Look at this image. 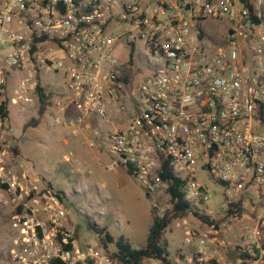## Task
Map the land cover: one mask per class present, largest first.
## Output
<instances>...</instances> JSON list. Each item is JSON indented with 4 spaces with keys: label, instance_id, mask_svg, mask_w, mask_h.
<instances>
[{
    "label": "built area",
    "instance_id": "2783aa9c",
    "mask_svg": "<svg viewBox=\"0 0 264 264\" xmlns=\"http://www.w3.org/2000/svg\"><path fill=\"white\" fill-rule=\"evenodd\" d=\"M10 90L73 133L93 123L152 217L185 203L181 264H264V0H0V102ZM0 184L13 263L109 264L78 247L65 195Z\"/></svg>",
    "mask_w": 264,
    "mask_h": 264
},
{
    "label": "rangeland",
    "instance_id": "374dc122",
    "mask_svg": "<svg viewBox=\"0 0 264 264\" xmlns=\"http://www.w3.org/2000/svg\"><path fill=\"white\" fill-rule=\"evenodd\" d=\"M5 99L7 117L0 118V129L4 130L0 141L8 144L0 169L25 175L37 185L62 190L78 247L98 250L106 255L109 264H121L113 257V243L103 245V236L89 224L105 228L114 237L122 234L133 248L143 246L151 208L141 184L125 167L115 163L103 134L93 132L97 131L93 123L90 131L81 125L73 133V128L56 124L50 112L40 113L41 105L22 110L11 90ZM111 163L114 171L108 169ZM5 198L0 184V264H15L9 258L14 234ZM163 239L171 263L181 264L179 250L186 249L182 228L170 223ZM141 264L152 263L144 259Z\"/></svg>",
    "mask_w": 264,
    "mask_h": 264
},
{
    "label": "trees",
    "instance_id": "16d2710c",
    "mask_svg": "<svg viewBox=\"0 0 264 264\" xmlns=\"http://www.w3.org/2000/svg\"><path fill=\"white\" fill-rule=\"evenodd\" d=\"M40 113L43 107H39ZM7 117V100L0 102V118ZM60 195H64L63 191H58ZM61 197V196H60ZM185 203L179 199V202L172 211H169L162 218L152 217L150 226L147 231L145 244L139 248H133L128 240L122 235L114 237L105 228L99 227L94 223H90L91 229L103 236V245L113 243V257L121 264H141L144 259H158L161 264H172L169 258L167 244L163 239V234L170 224L172 218L183 214ZM89 264H92L89 262Z\"/></svg>",
    "mask_w": 264,
    "mask_h": 264
},
{
    "label": "crops",
    "instance_id": "0c3cea01",
    "mask_svg": "<svg viewBox=\"0 0 264 264\" xmlns=\"http://www.w3.org/2000/svg\"><path fill=\"white\" fill-rule=\"evenodd\" d=\"M85 130L86 131H90L91 130V128H85ZM92 132V131H91ZM67 158V157H66ZM60 191H62V190H60ZM64 195L66 196V194L64 193ZM151 220H152V215H151Z\"/></svg>",
    "mask_w": 264,
    "mask_h": 264
}]
</instances>
